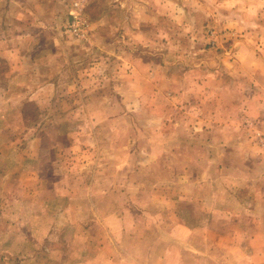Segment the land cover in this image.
I'll use <instances>...</instances> for the list:
<instances>
[{
  "label": "rangeland",
  "instance_id": "1",
  "mask_svg": "<svg viewBox=\"0 0 264 264\" xmlns=\"http://www.w3.org/2000/svg\"><path fill=\"white\" fill-rule=\"evenodd\" d=\"M73 1L0 0V264H264V198L250 201L249 187L264 174L249 162L207 173L199 143L178 154L198 91L178 84L246 71L249 51L264 71V0H86L82 36L67 29ZM223 80L207 87L241 104L242 93L221 94ZM243 117L229 131L264 151L263 131ZM36 135L41 181L10 167L9 140L19 166ZM216 181L235 182L234 194L216 200L205 188ZM46 184L56 203L41 204L55 202L40 194ZM236 196L257 216L251 234L219 219Z\"/></svg>",
  "mask_w": 264,
  "mask_h": 264
},
{
  "label": "crops",
  "instance_id": "2",
  "mask_svg": "<svg viewBox=\"0 0 264 264\" xmlns=\"http://www.w3.org/2000/svg\"><path fill=\"white\" fill-rule=\"evenodd\" d=\"M256 54V52H255ZM250 56H248L247 62V70L241 71V70H227L225 72H219L214 71L213 73H206L202 78H205L203 80L196 79L195 80H189L188 82H181L180 89H175L174 91H177L178 93H173V96L180 95V91H184V94H187L186 90L192 91L193 89H197V93L195 95L196 100H194L193 104L187 103L186 112L188 115L186 118L188 119L185 121L184 126H182L185 130V134H187V137L180 139L179 142L183 143L185 148L184 151H180L178 154L182 155L183 157L191 156L189 151H191L192 145H195L196 143H199L201 146V149L204 150L206 148L207 153H209L210 157L204 156V153L201 151V157H206V159H211L209 161V164H213V167L211 169H207V173H213V174H225V172H233L235 169L237 170V166H240L239 163H250L249 166H253L252 171L254 172H260L258 174H264V151L261 149H258L256 146L252 144H248L247 142V135H242V133H234L229 131V127H233L238 125V121L241 117L243 119L248 118V121L252 122L253 125H256L257 128H259L264 133V71H261L257 68V58L254 57L255 55L249 51ZM3 57V55H0ZM260 60V59H258ZM226 67H230V62L224 63ZM197 71V70H196ZM199 74L197 73V76ZM227 75L231 77H227ZM194 77V76H193ZM223 77H226L231 81L228 86L221 87L219 84L218 86L221 87V94H233L234 92L242 93V99H245L244 101H240L241 104L230 105L229 103L226 104L222 101H217L218 96L215 95L213 91H210V89L207 87L210 84L211 80H214L216 82H223ZM62 79V77H61ZM145 82H148L149 85H146L147 87L150 86L151 81L146 80L143 81V84ZM175 82V81H174ZM58 81L56 82V84ZM144 85H137L135 94L140 95L144 93L145 90ZM155 88V86H153ZM127 93V92H125ZM124 93V94H125ZM213 96H215V108L211 109L209 107V100L213 99ZM194 97V98H195ZM251 97V99H249ZM219 99V98H218ZM227 101V98H226ZM221 104V105H220ZM222 110V111H221ZM236 110H239L240 112H235ZM236 113V114H235ZM192 115L193 117L189 118V116ZM187 131V132H186ZM196 132H202L205 133L207 136H195ZM199 137V139H198ZM176 138L179 139V137L176 136ZM43 137L40 135H36L32 138H29L27 140L26 149L24 151L26 152H32L35 154V158H32L30 156H24V162L22 165H16V163L19 161V155L21 150L16 146L17 139L16 137H13V139H10V143L15 144V148L13 149V153H11L13 156V162L10 165H14V170L19 167V169L23 172H28L31 174L30 179L33 178L32 176H36V178H40V172L42 170V165H40V162L42 159L39 160L38 156L40 155L39 152L42 145ZM176 142L177 140L174 139ZM40 143V144H39ZM39 144V145H37ZM178 147V146H177ZM258 150H257V149ZM179 149V148H177ZM226 149H229L231 152L235 153L237 157H230L233 160L232 163H235L237 165H229L227 166L222 159L225 158L224 151ZM177 151V150H175ZM251 152V153H250ZM170 156H168V159H174L177 157L175 152L170 151ZM250 153V155H249ZM224 156V157H223ZM214 159V160H213ZM174 163V162H173ZM174 168H176L175 164H173L172 170L174 171ZM214 169V170H213ZM224 169V171L222 170ZM229 169V170H228ZM256 170V171H255ZM20 172V171H19ZM227 174V173H226ZM41 181V178H40ZM250 184V183H249ZM42 186V185H41ZM207 189H212L213 195L215 194L216 197L221 190H233L236 189V183L234 182L232 185H224L222 182L216 181L214 184H206L205 185ZM251 200L252 202H263L264 198V181H256V183H251ZM57 186H55V191L52 189H49V186L46 184L42 186V190L40 194L46 195L50 192L55 193V197L53 200L55 202H49V201H42L41 204H49V203H56L58 200V193ZM58 192V191H57ZM230 195V194H229ZM63 196V195H61ZM46 198V196H43ZM222 197V196H221ZM220 196L216 198V200L221 199ZM233 197V196H232ZM230 204L233 203V205L230 208L224 209V211L227 213L223 216H221L219 219L224 221H229L232 223L234 229H239L245 233L251 234L255 228V221H257V216L255 215L253 210L251 209L252 204L249 203V200H241L237 199V196L233 199H225ZM251 209V210H250ZM218 211L219 209L216 208ZM249 211H251L249 213ZM254 213V214H252ZM225 217V218H224ZM262 220V219H261ZM264 221V218H263ZM239 223H242L243 225H240ZM258 233V232H256ZM264 254V251L262 255Z\"/></svg>",
  "mask_w": 264,
  "mask_h": 264
},
{
  "label": "built area",
  "instance_id": "3",
  "mask_svg": "<svg viewBox=\"0 0 264 264\" xmlns=\"http://www.w3.org/2000/svg\"><path fill=\"white\" fill-rule=\"evenodd\" d=\"M86 0H74L70 14V24L67 29L75 36H82L88 30V22L83 13V6Z\"/></svg>",
  "mask_w": 264,
  "mask_h": 264
}]
</instances>
